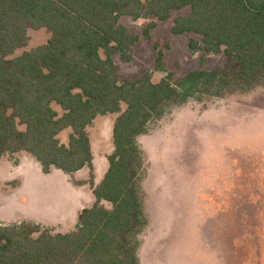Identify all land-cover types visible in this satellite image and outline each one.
<instances>
[{"label":"trees","instance_id":"16d2710c","mask_svg":"<svg viewBox=\"0 0 264 264\" xmlns=\"http://www.w3.org/2000/svg\"><path fill=\"white\" fill-rule=\"evenodd\" d=\"M184 7L170 32L198 34L188 47L222 53L224 62L175 77L152 30ZM123 15L150 20L139 35L119 22ZM39 28L50 33L46 42L13 55L27 45V30ZM141 37L157 50L153 69L166 72L156 82L147 70L120 73L112 58L132 61ZM258 85L264 86V0H0V156L24 151L42 173L55 168L74 185L88 184L94 198L67 231L31 219L0 222V264H141L139 235L148 218L138 137L173 106ZM107 113L117 114L113 147L94 184L86 128ZM65 129L66 143L59 139ZM84 167L87 180H75Z\"/></svg>","mask_w":264,"mask_h":264},{"label":"rangeland","instance_id":"374dc122","mask_svg":"<svg viewBox=\"0 0 264 264\" xmlns=\"http://www.w3.org/2000/svg\"><path fill=\"white\" fill-rule=\"evenodd\" d=\"M187 10H172L152 30L165 67L175 77L224 62L222 53L188 47L189 39H199L198 34L170 32L173 17ZM149 20L119 18L139 35ZM27 35V45L13 55L46 42L50 33L39 28L28 29ZM152 44L141 37L132 47V61L113 54L120 73L147 70L154 82L163 77L166 72L153 69L157 50ZM116 115H96L86 128L98 180L107 169ZM68 133L66 129L59 134L61 142L66 143ZM138 143L146 158L142 186L148 218L139 235L141 264H264V86L173 106L149 124L148 133L139 136ZM33 161L26 152L0 156V222L20 221L25 213L51 218L65 206L66 189L59 177L31 174L19 191L22 180L16 166L22 163L28 175ZM81 176L87 180L88 169ZM89 198L84 206L93 202L91 193ZM73 224L75 220L53 229L67 231Z\"/></svg>","mask_w":264,"mask_h":264},{"label":"crops","instance_id":"0c3cea01","mask_svg":"<svg viewBox=\"0 0 264 264\" xmlns=\"http://www.w3.org/2000/svg\"><path fill=\"white\" fill-rule=\"evenodd\" d=\"M91 149H92V145H91ZM21 152H24V151H21ZM92 155H93V152H92ZM92 164H93V174H94L93 182H94V184H96V183L99 182V180L102 177L99 180L96 177L94 156H93ZM32 165H33L32 169L29 171L28 175L25 173V171L23 169L24 165L22 163H19L16 166V169H17V173L16 174L19 175L21 177V180H22V183H21V185L19 187V191H22L25 188V184L27 182V178H31V174H33L34 177H38V178L46 177L47 179L48 178L53 179L54 177H59L61 182L64 185V188L66 189V192H65V195H66L65 200H66V202H65V206L59 211V213L54 215L51 218H48L46 216H44V217H46V218H44V217H42L40 215H36V214H32V213H25V214H23V215H25L24 216L25 219H31V220H35V221H40V222H43V223L51 224L53 226H57L58 224H62L63 222H67V221H69V223L72 224L73 220H75L77 212L81 208L85 207L84 203H87L90 200L89 195L91 193V189H90L89 185L88 184L74 185L70 181L68 175L64 174L59 169H55V168H53L48 174H44V173H42L40 171L39 165L35 161V159H34ZM85 169H88V168L84 167V168L76 171L74 173V175H73V178L75 180H78V181L79 180H85L86 177L81 176L82 173L85 171ZM88 174H89V170H88ZM138 255H139V251H138Z\"/></svg>","mask_w":264,"mask_h":264}]
</instances>
